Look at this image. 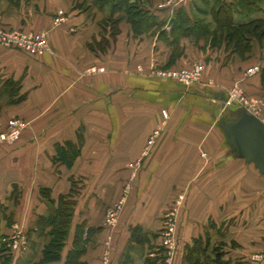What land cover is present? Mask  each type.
I'll list each match as a JSON object with an SVG mask.
<instances>
[{
    "label": "crops",
    "instance_id": "1",
    "mask_svg": "<svg viewBox=\"0 0 264 264\" xmlns=\"http://www.w3.org/2000/svg\"><path fill=\"white\" fill-rule=\"evenodd\" d=\"M137 1L155 11L158 27L135 34L125 12L112 13L104 0H0V27L46 29L50 35L49 50L39 55L0 45V132L9 119L23 122L18 139L0 142V264L40 258L50 226L41 228L38 221L52 217L60 197L70 192L75 204L65 248L77 225L91 227L81 257L85 264H103L107 250V264H118L132 226L140 225L148 236L159 227L167 200L183 181L179 168L218 166L231 177V168L238 167L239 177L255 174L259 198L264 196V177L235 156L218 124L239 115L238 107L223 106L235 83L247 95L264 98L258 72L264 40L252 41L247 58L225 43L211 46L203 38L171 33L179 7L191 20L202 18L214 28V0ZM261 13L233 17L248 20ZM195 62L204 69L192 85L137 70ZM90 67L105 70L85 73ZM250 67L256 71L247 73ZM75 147L71 165L60 160V152ZM131 182L134 205L106 244L104 210ZM15 228L26 243L13 249L6 242ZM139 248L132 247L131 264Z\"/></svg>",
    "mask_w": 264,
    "mask_h": 264
},
{
    "label": "rangeland",
    "instance_id": "2",
    "mask_svg": "<svg viewBox=\"0 0 264 264\" xmlns=\"http://www.w3.org/2000/svg\"><path fill=\"white\" fill-rule=\"evenodd\" d=\"M262 15L263 13L260 14ZM234 19L235 22H242L247 17L235 15ZM249 57L247 53V58ZM195 63L172 67L188 69ZM92 68L86 69L85 73L95 72ZM98 68L103 69L97 70L98 72L105 70L104 67ZM151 69L153 68L145 71V68L137 67L138 71L143 72H151ZM252 71H256V67H250L247 73ZM9 85L13 87L14 83L8 82ZM254 97L260 104L264 102V98ZM262 115L264 116V110ZM20 123L23 126V122ZM19 136L20 131L16 139ZM4 142L6 141H2ZM199 154L200 157L203 156L202 153ZM137 164H134L136 168H132L135 170L134 175L138 170ZM178 175L183 179L178 180V191L167 200L159 227L148 232L150 244L134 251L136 256L133 264H144V261L148 264H180L185 245L191 244L193 237L203 236L205 232L210 235L211 245L224 252L226 264H264V196L259 198L261 184L256 181L255 174L246 178L239 177L238 167H232L229 173L231 177H226L223 176V168L216 166L179 168ZM132 191V182L123 184L122 193L117 200L121 202V206L113 216L114 229L134 205V201L130 199ZM109 206L104 210V219L108 215Z\"/></svg>",
    "mask_w": 264,
    "mask_h": 264
},
{
    "label": "trees",
    "instance_id": "3",
    "mask_svg": "<svg viewBox=\"0 0 264 264\" xmlns=\"http://www.w3.org/2000/svg\"><path fill=\"white\" fill-rule=\"evenodd\" d=\"M104 1L111 3L112 13L125 12L127 21L131 24L135 34L142 32L143 29L159 26L155 11L144 9L137 0ZM259 11L263 12L260 17H254L244 22L234 21L233 14L236 12L248 16ZM210 13L215 23L214 28L202 18L191 20L185 10L179 7L176 9L174 19L171 21L170 31L173 33L176 30L186 36L203 38L211 46L225 43L226 48L231 49V53L236 52L242 55L245 52H250L253 40L257 42L264 40V6H262L261 0H235L234 3H229L225 0H214ZM118 17L120 19L122 16ZM115 23L116 20H112V33L117 31ZM258 72L261 82L264 83V62L260 65ZM77 153L78 149L76 147L69 154L64 155L63 152H60V160H64L67 165H71ZM71 196L70 192L60 197L52 217H41L39 219L38 224H40L41 228H44L45 225H49L50 228L45 233L46 239L41 249L40 258L33 262L31 261V264H85L81 257L86 251L87 235H90L91 227L85 231L83 224L77 225L74 230L71 247L68 250L65 248L75 204ZM84 232L86 233L85 237ZM132 242L139 246H143L144 243L150 244V237L147 233L142 232V228L138 224L130 228V237L118 264L132 263L130 251H132L133 246H136ZM212 246L214 245L210 243L208 232H205L203 236L193 237L191 244L185 245V252L182 255L180 264H226L223 259L224 252L221 249H217V246ZM6 250L5 248L2 249L3 252ZM144 264H148L147 261L146 263L144 261Z\"/></svg>",
    "mask_w": 264,
    "mask_h": 264
},
{
    "label": "built area",
    "instance_id": "4",
    "mask_svg": "<svg viewBox=\"0 0 264 264\" xmlns=\"http://www.w3.org/2000/svg\"><path fill=\"white\" fill-rule=\"evenodd\" d=\"M171 1L168 0V3ZM49 31L46 29L39 30H23L16 28H0V45L4 47H14L21 51H24L30 55H39L48 51L49 48ZM93 71L103 70L102 68H92ZM203 65L201 63H195L193 67L185 68H153L150 75L176 80L185 85H192L199 83L202 78ZM238 103L247 112L257 116L264 122V116L262 111L264 110L260 102L254 96L247 95L241 86L235 85L228 91L227 97L223 103V106H229L232 103ZM162 117L166 119L168 113L166 109L161 110ZM22 124L16 119H9L7 121L6 130L0 132V142H13L19 135V131ZM121 202L116 201L108 207V215L105 216L104 225L108 230L105 242L109 244L112 239L114 230V221L117 210L120 209ZM6 240V239H5ZM26 239L24 234L15 228V232L12 238L6 242L10 248H18L20 245H25ZM261 257V255H257ZM107 252L104 254L103 264L107 261Z\"/></svg>",
    "mask_w": 264,
    "mask_h": 264
},
{
    "label": "water",
    "instance_id": "5",
    "mask_svg": "<svg viewBox=\"0 0 264 264\" xmlns=\"http://www.w3.org/2000/svg\"><path fill=\"white\" fill-rule=\"evenodd\" d=\"M238 107L239 115L227 121H219L226 143L235 151V156L253 163L264 177V122L234 102L225 108Z\"/></svg>",
    "mask_w": 264,
    "mask_h": 264
}]
</instances>
